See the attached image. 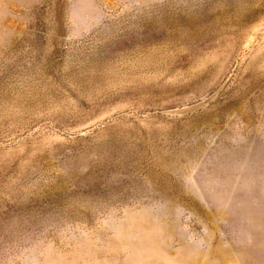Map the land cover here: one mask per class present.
Instances as JSON below:
<instances>
[{
  "label": "rangeland",
  "instance_id": "1",
  "mask_svg": "<svg viewBox=\"0 0 264 264\" xmlns=\"http://www.w3.org/2000/svg\"><path fill=\"white\" fill-rule=\"evenodd\" d=\"M0 264H264V0H0Z\"/></svg>",
  "mask_w": 264,
  "mask_h": 264
}]
</instances>
